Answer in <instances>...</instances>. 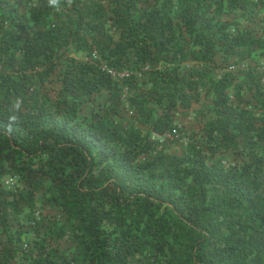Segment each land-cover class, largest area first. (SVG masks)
<instances>
[{"label":"trees","instance_id":"1","mask_svg":"<svg viewBox=\"0 0 264 264\" xmlns=\"http://www.w3.org/2000/svg\"><path fill=\"white\" fill-rule=\"evenodd\" d=\"M133 259L264 264V0H0V264Z\"/></svg>","mask_w":264,"mask_h":264},{"label":"rangeland","instance_id":"2","mask_svg":"<svg viewBox=\"0 0 264 264\" xmlns=\"http://www.w3.org/2000/svg\"><path fill=\"white\" fill-rule=\"evenodd\" d=\"M212 92L210 90V88L207 86L204 89H202V98L200 100V102L196 105H194L190 111L187 112V115L184 114L185 116H182V114H180L177 117V124L179 126L180 129H182L183 131H181L182 133H184V135H186V138H183L182 141L180 142V144L178 145H172V150L176 151V152H182L186 146L187 143L190 140V136L191 133L193 132H197L198 131V126H199V119H198V113L202 114L203 109L207 110V108L212 104ZM154 120V118H153ZM124 123L125 122H130V121H134V125L137 128H140L144 133H147L148 129H150V125H139L136 120H135V112L127 107L125 115H124ZM152 135V134H150ZM153 136V135H152ZM156 140H158V137L153 136ZM3 184L6 188H13V184L11 183V180L9 177H5L3 179ZM71 245V243H68V241H65L62 243V248L66 249ZM130 264H140V262L137 259H133Z\"/></svg>","mask_w":264,"mask_h":264},{"label":"built area","instance_id":"3","mask_svg":"<svg viewBox=\"0 0 264 264\" xmlns=\"http://www.w3.org/2000/svg\"><path fill=\"white\" fill-rule=\"evenodd\" d=\"M125 74H127V73L126 72H122L120 76L125 75ZM10 180H11V183L13 184V186H14L15 185V179L10 178Z\"/></svg>","mask_w":264,"mask_h":264}]
</instances>
